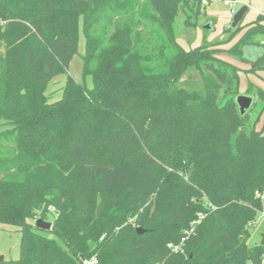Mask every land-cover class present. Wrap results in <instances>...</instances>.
<instances>
[{"label":"trees","instance_id":"obj_1","mask_svg":"<svg viewBox=\"0 0 264 264\" xmlns=\"http://www.w3.org/2000/svg\"><path fill=\"white\" fill-rule=\"evenodd\" d=\"M201 1L0 0V226L20 244L0 264H264V244H247L264 213V120L240 116L239 69L222 59L264 70V15L184 49L176 18ZM77 55L92 86L67 78L50 101ZM193 70L201 88L179 86Z\"/></svg>","mask_w":264,"mask_h":264},{"label":"rangeland","instance_id":"obj_2","mask_svg":"<svg viewBox=\"0 0 264 264\" xmlns=\"http://www.w3.org/2000/svg\"><path fill=\"white\" fill-rule=\"evenodd\" d=\"M247 6L248 10L245 13L240 25L246 27L249 23L255 21L258 15H264V0H234V3H229L228 0L218 2L215 0L208 1L207 5L198 7V17L195 13L188 11H179L176 18L174 29L176 33V40L180 46L184 49L198 47L202 44L213 43L226 39L229 34L226 32L230 28L233 9L235 12L241 6ZM232 6V7H231ZM196 10V8H194ZM196 24V25H195ZM205 25L209 28L206 29ZM192 33V37L187 40V33ZM243 30L231 39V41L224 47L225 49L230 48L241 36ZM257 42H263V38H258ZM84 49V38L83 35H79V55L83 54ZM248 50H254L258 52V48L248 47L245 48L244 53ZM251 52V51H250ZM74 56L69 69L65 75L61 74L53 78L48 84L46 95L50 101H55L61 97L62 88L67 78H72L76 82L82 83L90 88L92 86L91 78L87 76L82 80L81 75V59L80 56ZM222 59L234 64L239 69L240 82H239V93L245 95L246 89L250 84L251 94L248 95L253 98V103L250 109L247 111L249 114L250 122H255V128L261 129L264 120V109L263 103L254 94V90L260 89L264 92V70L256 71L255 73H247L249 64L244 61L235 60L230 56L224 54ZM179 86L188 88H201L202 83L199 78L197 71H189L178 83ZM253 95V96H252ZM262 109V110H261ZM4 129L2 122H0V131ZM52 212V211H51ZM50 217V220L51 221ZM250 238L247 242L248 246H254L261 244L264 236V214H259L255 221L249 226ZM44 235L47 233L41 232ZM20 254L19 234L13 227L0 226V260H16Z\"/></svg>","mask_w":264,"mask_h":264},{"label":"water","instance_id":"obj_3","mask_svg":"<svg viewBox=\"0 0 264 264\" xmlns=\"http://www.w3.org/2000/svg\"><path fill=\"white\" fill-rule=\"evenodd\" d=\"M248 8L247 6H241L234 14L231 20V28H235L243 19L245 13L247 12ZM205 28L208 29L209 26L205 25ZM192 37V33L188 32L187 33V40H189ZM253 103V98L247 95H242L239 94L235 98V104L237 105V111L240 114V116H245L246 112L250 109L251 105ZM34 227L40 230L48 231L51 227V223L44 221L40 218L36 219L34 222ZM137 234H142L144 233V230L141 228L136 229ZM261 244H264V236ZM3 261L2 259L0 262Z\"/></svg>","mask_w":264,"mask_h":264},{"label":"built area","instance_id":"obj_4","mask_svg":"<svg viewBox=\"0 0 264 264\" xmlns=\"http://www.w3.org/2000/svg\"><path fill=\"white\" fill-rule=\"evenodd\" d=\"M223 1H225V0H223ZM229 1V3H234V0H228ZM201 4L202 5H207L208 4V1L207 0H202L201 1ZM232 7V6H231ZM231 12L234 14L235 13V11L232 9L231 10ZM255 195L256 196H258V193H255ZM51 211H54V209H50ZM261 214H264V213H261ZM203 218V215H201V214H198V218H197V220L196 221H193L192 223H191V226H194L195 224H197V223H199L200 222V220ZM36 220V219H35ZM35 220H34V222H35ZM33 222V223H34ZM182 241H184V239H182ZM172 248H173V250L174 251H177L178 249H179V247L178 246H176V247H174V246H171ZM97 263V260L95 259V258H91L90 260H88V261H84V264H96Z\"/></svg>","mask_w":264,"mask_h":264},{"label":"crops","instance_id":"obj_5","mask_svg":"<svg viewBox=\"0 0 264 264\" xmlns=\"http://www.w3.org/2000/svg\"><path fill=\"white\" fill-rule=\"evenodd\" d=\"M257 55H258V52L254 50H248L246 53H244V57L251 62H254Z\"/></svg>","mask_w":264,"mask_h":264}]
</instances>
